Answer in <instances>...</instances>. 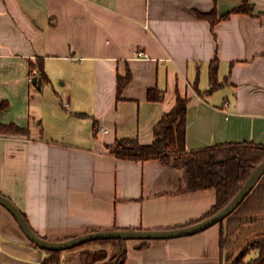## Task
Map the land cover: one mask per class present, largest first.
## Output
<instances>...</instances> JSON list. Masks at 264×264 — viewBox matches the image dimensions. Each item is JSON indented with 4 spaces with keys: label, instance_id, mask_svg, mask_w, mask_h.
Masks as SVG:
<instances>
[{
    "label": "crops",
    "instance_id": "0c3cea01",
    "mask_svg": "<svg viewBox=\"0 0 264 264\" xmlns=\"http://www.w3.org/2000/svg\"><path fill=\"white\" fill-rule=\"evenodd\" d=\"M246 1L249 10L214 28L199 15L221 17ZM216 57L221 84L208 91ZM40 60L41 87L29 81ZM120 78H128L121 90ZM151 89L161 98L149 99ZM178 94L189 99L187 150L264 145V0H0V101L8 102L0 122L28 129L0 133V193L51 241L190 225L215 204L214 189L187 190L185 168L110 149L117 138L152 143ZM260 205L264 174L239 218ZM220 239L219 223L185 236L127 239L124 264H227ZM112 240L53 252L0 203V264H108L123 249Z\"/></svg>",
    "mask_w": 264,
    "mask_h": 264
},
{
    "label": "trees",
    "instance_id": "16d2710c",
    "mask_svg": "<svg viewBox=\"0 0 264 264\" xmlns=\"http://www.w3.org/2000/svg\"><path fill=\"white\" fill-rule=\"evenodd\" d=\"M246 10H249L247 1L221 17L216 16L215 12L199 15L209 19L212 23V28H214L222 17L229 16L232 12H244ZM31 65L34 64L31 63ZM217 67L218 58L216 57L211 61L210 65L209 77L211 86L208 91L214 90L221 84L218 81ZM39 68L40 76L45 79L46 74L42 60L39 61ZM127 79L120 78L118 83L119 90L127 82ZM160 98L161 95L157 89L149 91V99L158 100ZM188 103L189 99L187 97L178 94L174 106L165 112L155 125L152 143L143 144L137 138H117L114 144L110 145V149L118 157L135 160L156 158L166 164L185 168L187 172V190L214 189L216 191L215 204L200 218L189 223L192 224L217 213L231 201L253 173L256 166L264 160V145L253 142L225 143L197 150H187ZM7 104V101H0V110L4 109ZM0 133L25 134L28 133V129L19 126L15 122H0ZM249 195L250 193L241 204L246 201ZM238 207L232 213L236 212ZM253 221H256V217L250 215L248 218L241 220L236 226L231 227L232 231H230V228L227 230L224 225V219L218 222L221 225L220 241L222 254L226 257L227 264H264V236L255 238L237 256L231 247L243 232L264 223L263 219L258 220L257 223ZM106 240L108 239L102 241ZM252 250L256 251V255L245 260L248 253ZM56 251L53 250V252ZM126 255L127 251L121 248L119 254L113 256L109 264H124Z\"/></svg>",
    "mask_w": 264,
    "mask_h": 264
},
{
    "label": "water",
    "instance_id": "95a60500",
    "mask_svg": "<svg viewBox=\"0 0 264 264\" xmlns=\"http://www.w3.org/2000/svg\"><path fill=\"white\" fill-rule=\"evenodd\" d=\"M36 83L41 87L42 86V77L38 76ZM264 174V160L260 162L250 177L247 179L242 188L237 192V194L231 199V201L225 205L217 213L192 223L187 226L172 228V229H111V230H101L85 233L72 237L70 239L62 241H51L40 235H38L30 226L28 220L18 208V206L13 202V200L0 193V203L6 206L11 213L14 215L19 225L29 237V239L37 244L38 246L47 249V250H63L77 245L86 243L92 240L100 239H121L123 243V250L126 249L125 241L127 239H162V238H171L178 236H185L194 234L201 230H204L220 221L225 219L230 215L245 199V197L252 191V189L257 185L259 180Z\"/></svg>",
    "mask_w": 264,
    "mask_h": 264
},
{
    "label": "rangeland",
    "instance_id": "374dc122",
    "mask_svg": "<svg viewBox=\"0 0 264 264\" xmlns=\"http://www.w3.org/2000/svg\"><path fill=\"white\" fill-rule=\"evenodd\" d=\"M245 203V202H244ZM243 204H241L239 207H238V210H236V212L232 213L230 216L228 215L225 219H224V225L225 227L227 228H230L233 227L234 225L236 226L238 223L241 222V218L240 217V213L243 209ZM264 211V207L263 205H260L259 208L257 209L256 213L254 215H251V216H254L256 217V221H253V222H256L258 220H261L263 218H261L260 214ZM264 214V213H263ZM250 215H247L245 216V218H248ZM232 231V229L230 230ZM229 231V232H230ZM244 233V232H243ZM245 234H247L245 236V238H243L242 235H240L237 240L231 245V247L233 248V251H234V254L237 256L239 255V253H241L247 246V244H249L253 239L257 238L258 236H264V227H258V228H253V229H249L247 230V232H245ZM115 240H112V239H108V240H112V241H120L121 239H116L114 238ZM104 240V239H102ZM230 248V247H229ZM120 251V249H119ZM253 252H256L254 250L250 251L248 253V255L246 256L245 260L249 259V255H253ZM119 253H114L113 256L117 255ZM112 256V257H113ZM112 259V258H111ZM110 259V260H111ZM117 260V258H116ZM115 260V261H116ZM110 263V261H108V264ZM104 264V263H103Z\"/></svg>",
    "mask_w": 264,
    "mask_h": 264
},
{
    "label": "built area",
    "instance_id": "2783aa9c",
    "mask_svg": "<svg viewBox=\"0 0 264 264\" xmlns=\"http://www.w3.org/2000/svg\"><path fill=\"white\" fill-rule=\"evenodd\" d=\"M40 75V70L39 68L35 67L33 69H31L30 75H29V81L32 83H36V79L37 77ZM105 128L102 127L101 130H104Z\"/></svg>",
    "mask_w": 264,
    "mask_h": 264
}]
</instances>
